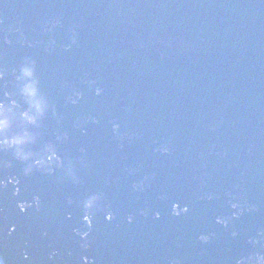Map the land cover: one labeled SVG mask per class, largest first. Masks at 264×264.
<instances>
[{"label": "water", "instance_id": "95a60500", "mask_svg": "<svg viewBox=\"0 0 264 264\" xmlns=\"http://www.w3.org/2000/svg\"><path fill=\"white\" fill-rule=\"evenodd\" d=\"M0 69L8 135H36L0 145V264H264L261 0H0Z\"/></svg>", "mask_w": 264, "mask_h": 264}, {"label": "clouds", "instance_id": "9594fccd", "mask_svg": "<svg viewBox=\"0 0 264 264\" xmlns=\"http://www.w3.org/2000/svg\"><path fill=\"white\" fill-rule=\"evenodd\" d=\"M264 3V0H261ZM73 42H75V36H73ZM21 78L25 81L23 84L22 91L25 96L28 97V102L30 105L29 110H26L21 113V117L25 120L28 124H35L39 125L41 118H43L46 114L48 109L51 107L49 101L45 98V96L40 92L38 87V79L36 78V67L35 61L26 60L20 67ZM4 76V72L0 69V79ZM97 95L102 93V89H97ZM5 95H9L5 93ZM16 101L12 100L10 102H5L4 100H0V145L15 147L17 151L18 157L24 160H29L34 153L28 152L25 150V145L35 142L36 135L29 131L27 128L24 131L17 133L15 135L9 136L8 133L12 128L13 124V113H14V106ZM118 127V125H116ZM46 153H48L46 159L40 158L34 161L35 166H46L50 165V162L53 160H61V157L57 154L51 144L47 145L44 149ZM33 170V165L30 164L26 171L31 172ZM68 172L74 178L76 177V170L70 164L68 167ZM5 181L0 180V186H3ZM19 191V189H17ZM103 197L99 193H91L89 194L84 201L82 202V208L85 212L84 219L88 221L89 225L92 223L93 215L96 211L101 208H107V205L103 203ZM25 204L20 203L19 207L21 210H24ZM235 206V205H234ZM187 210V209H185ZM106 216L108 219H112L113 212L107 211ZM129 222L132 221L133 217H128ZM83 237H88V232L83 233ZM90 246V241L84 239L82 243V247L88 248ZM25 257L28 256V253L25 252ZM84 261L86 264H92V261L88 256H85ZM172 264H177V261H172ZM239 264V262H238Z\"/></svg>", "mask_w": 264, "mask_h": 264}]
</instances>
